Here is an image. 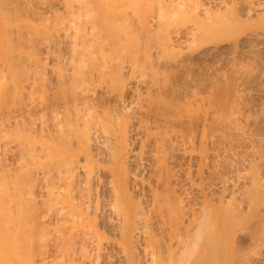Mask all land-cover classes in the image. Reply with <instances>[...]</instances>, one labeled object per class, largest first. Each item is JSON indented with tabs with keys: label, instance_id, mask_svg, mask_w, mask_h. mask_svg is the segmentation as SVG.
Returning <instances> with one entry per match:
<instances>
[{
	"label": "bare ground",
	"instance_id": "obj_1",
	"mask_svg": "<svg viewBox=\"0 0 264 264\" xmlns=\"http://www.w3.org/2000/svg\"><path fill=\"white\" fill-rule=\"evenodd\" d=\"M22 1L0 0L3 64L8 48L21 47L12 41L21 28H13L16 22L41 25L48 19L44 4L32 0L33 8L26 0L31 6L21 11ZM91 1L84 0V12L94 11ZM136 3L121 10L120 23L108 11L107 19L94 20L92 11L93 21L86 22V14L72 34H63L73 47L81 45L70 48V81L63 83L59 73L62 83L50 85L41 76L49 85L48 91L44 83L38 86L44 91L37 102L35 82L28 83L29 104L19 98L16 107L15 95L19 115L6 110L1 94L0 111L6 113L2 109L0 127L7 130L13 120L16 131L9 129L20 148L16 173L0 163V211L15 218V245L32 254L38 246L32 243L47 239L59 222V235L50 229L58 247L51 239L40 244L39 264L51 256V245L59 264H264V0ZM34 33L38 40L43 36ZM10 53L13 64L16 55ZM13 68L18 75L21 70ZM50 86L65 90L56 94ZM36 111L42 116L39 149L31 145L37 139L32 122L17 127L21 115L31 119ZM3 128L0 144L10 133Z\"/></svg>",
	"mask_w": 264,
	"mask_h": 264
},
{
	"label": "rangeland",
	"instance_id": "obj_2",
	"mask_svg": "<svg viewBox=\"0 0 264 264\" xmlns=\"http://www.w3.org/2000/svg\"><path fill=\"white\" fill-rule=\"evenodd\" d=\"M19 1H22V0H19ZM35 2H36V6H37V4H39V3H37V2H41V4H39L40 6H43V4L45 5V6H43V8L44 9H41V13H43L44 14V10L46 11L47 10V12L44 14V16L45 17H48V19H47V21L46 20H44V16H43V14H42V16L44 17V18H42V16L40 17V20L41 21H46V22H41L40 20H38V22L40 21L42 24L40 25V24H36V23H32L31 21H26V20H22V21H18V22H16V23H18V24H15L14 25V27L13 28H15L16 30L17 29H19V26L17 27V25H20V29L19 30H17V32H18V34L17 33H15L16 31L14 30V34L12 35V41L14 40V39H16L15 41H16V43L18 44L19 43V41H20V45H21V47L20 48H16L15 46H14V44H13V46H14V48H15V50H14V48H13V50H12V48L10 47V48H8V54H7V56L9 55V52H11L10 54H13V55H16V56H14V58H16L15 59V63H13V64H11L14 60H11V57H12V55H11V57H10V55H9V59H10V61H6V60H8V57L6 56V58H4L5 59V62H4V64L3 63H1L0 62V73H1V75H0V77L2 78L3 76H4V80L6 79V81H3V79H0V81H1V83H0V90L2 91V93H0V98H1V94H3V93H6V96L5 97H7V98H5L4 97V99L3 100H5L4 101V103H5V108L7 107H10L9 109L11 110H9V109H7L6 108V110L8 111L9 110V112H12L13 113V110H14V102H16L15 101V98H16V96L18 97L17 98V101H19L18 103L16 102L15 103V105L16 104H18L19 105V103H20V99H21V103L22 102H24V103H22L23 104V106H24V104L26 103H28L29 104V102H30V100L32 99L33 101H38V100H36L35 98H37L38 97V99H39V97L42 95V93L41 92H43L44 90H41V88L39 89L38 88V86L40 87L41 85L40 84H42V83H44V81L43 82H40V81H42V80H44V79H42L43 77L44 78H46V79H48L47 81H49V79H50V81L48 82L50 85H51V83H53V84H56V82L55 81H57L58 80V82H61V77L63 76V74L65 75V78H63V83H64V79H65V81H67V80H71L72 78H73V76H72V78L71 77H69V76H71V74H69L70 73V71L71 72H73L72 70H73V68L75 67H73V64H71V63H69V62H71V58L72 59H74V55H72L73 53V51H75V50H71L70 48H72L73 47V45H74V42H70V41H72V40H66L65 41V39H63V37H65L64 35L65 34H72L73 33V31L75 30V29H73V28H75V25L77 24V23H80V22H85L84 20H86L87 19V21L86 22H90V20L91 21H93V17H94V20L95 19H98V17L99 18H101L102 16L103 17H105V15H104V13L106 12V11H108L107 12V16H108V18L110 17L111 18V16H109V15H112V14H114V15H116L115 17H118L117 18V20H119L120 18H121V10H124V9H126L125 11H128V9L127 8H129L130 10H131V7H135V3L138 1V0H134L135 1V3H134V1H131V0H127V1H123V0H93V1H91V5H94V4H96L95 6H94V11H93V13L95 14V13H97L95 16H93L92 18H91V16L92 15H94V14H92V11L90 10V13H88L87 11L86 12H84V10L82 9V5L84 4V0H83V2H81L80 0H78V2H77V0H72V2H71V0H34ZM34 1H32L31 0V3L32 2H34ZM42 1H44V2H42ZM47 1V2H46ZM71 2V5L69 4V2ZM123 1V2H122ZM131 1V2H130ZM49 2V3H48ZM57 2V3H56ZM64 2V3H63ZM73 2H74V4L76 5H74L73 4ZM18 3H20V2H18ZM22 5H21V8H20V10L22 11H26L27 9H28V7L29 6H31L30 4H29V1L27 2L26 0H23L22 2ZM24 3H25V5H24ZM63 3V4H62ZM68 3V4H67ZM116 3V4H115ZM117 3H119V4H117ZM122 3V4H121ZM28 6H27V5ZM33 4L34 3H32V6H33ZM127 4V5H126ZM19 5V4H18ZM24 5V6H23ZM35 5L33 6V8L35 7ZM66 5V6H65ZM114 5V6H113ZM136 5H137V3H136ZM26 6V7H25ZM48 6V7H47ZM68 6V9L66 8ZM73 6V7H72ZM78 6L79 7H81L80 8V10H78L79 8H78ZM84 6H86L85 7V9L87 10V7L88 6H90V5H84ZM118 7V8H116V7ZM121 6V7H120ZM23 7H25V9L26 10H24V8ZM47 7V8H46ZM55 7V8H54ZM57 7H58V9H57ZM64 7V8H63ZM77 7V9H75ZM91 7V6H90ZM52 8V9H51ZM67 9V10H64V9ZM72 8H74V9H72ZM89 8V7H88ZM93 8V7H92ZM57 9V10H56ZM72 9V13H70L71 10ZM90 9V8H89ZM89 9H88V11H89ZM96 9V10H95ZM51 10V11H50ZM55 11V13H53L52 14V12H54ZM74 10H76V11H74ZM104 10V12H102ZM120 10V11H119ZM20 11V12H21ZM58 11V12H57ZM112 11V12H111ZM51 12V13H50ZM61 12V13H60ZM77 12H78V14H77ZM79 12H83L84 14H82V13H79ZM109 12H111L110 14H109ZM114 12V13H113ZM21 13H23V12H21ZM50 13V14H49ZM61 15H59V14ZM69 13V15H67ZM74 13L76 14V15H74ZM116 13H118L119 14V16H117L118 14H116ZM46 14H49V15H46ZM58 14V15H57ZM64 14V15H63ZM73 14V15H72ZM82 14V16H80ZM86 14L89 16V19L86 17H84V16H86ZM91 14V15H90ZM19 15V14H18ZM54 15H56V16H54ZM114 15H113V19H114ZM58 16V18L57 19H54V18H56ZM60 16V17H59ZM72 16H74V17H77V18H73ZM79 16V17H78ZM107 16L105 17L106 19H107ZM50 17V18H49ZM71 17V18H70ZM120 17V18H119ZM69 18L70 19H72V20H69ZM83 18H85L84 20H83ZM104 18V21H106V19ZM23 19V18H22ZM53 19V20H52ZM63 19H65V21L63 20ZM56 20H58V21H55ZM60 20V21H59ZM62 20V21H61ZM79 20V21H78ZM109 20V19H108ZM116 20V21H117ZM48 21H50V23L48 22ZM20 22V23H19ZM25 22H28V26L27 27H25V25L24 24H26ZM71 22V23H70ZM118 22V21H117ZM45 23H48L49 25L48 26H50V27H48L47 26V24H45ZM51 23H55L54 25L53 24H51ZM57 23V24H56ZM73 23H74V25H73ZM119 23H120V20H119ZM51 24V25H50ZM58 25V26H57ZM61 25H63V26H61ZM70 25V26H69ZM25 27V28H28L29 26V28H31V27H35L36 29H34V28H31L30 30L29 29H25V28H23V27ZM52 26H54V27H52ZM57 26V27H56ZM71 26H73V27H71ZM46 27H48V28H46ZM68 27V28H67ZM69 27L71 28V30L69 29ZM42 31V32H44V33H42V32H40V30ZM50 28L52 29V30H50ZM9 29V28H8ZM11 29V28H10ZM32 29H34V30H32ZM54 29V30H53ZM57 29V30H56ZM29 30V31H28ZM38 32H37V31ZM62 30V31H61ZM2 31L4 32L5 31V25H2ZM2 32V33H3ZM33 32H36L37 34H38V36H40V33H41V35H43L42 36V38H40V40H38L39 38L38 37H36L35 36V38H34V35L32 34ZM58 32H60L59 34H58ZM19 33H20V36H17V35H19ZM36 33H34L35 35H37ZM8 34L9 33H7L6 34V38H7V36H8ZM22 34H24V36L22 35ZM50 34V35H49ZM53 34V35H52ZM58 34V35H57ZM64 34V35H63ZM31 36V39L30 40H27L28 39V37H30ZM46 35H47V37L50 39H47V37H46ZM10 36L11 35H9L8 36V38H10ZM28 36V37H27ZM33 36V37H32ZM45 36V37H44ZM56 36V37H55ZM14 37H16V38H14ZM17 37H19V40H17L18 38ZM25 37V38H24ZM26 37H27V39H26ZM41 37V36H40ZM45 39H44V38ZM52 37H54V38H52ZM33 38V39H32ZM56 38V39H55ZM36 39V40H35ZM42 39V40H41ZM67 39V38H66ZM32 40L33 41H35L34 42V45H33V43H32ZM39 41V43H38V41ZM53 42H52V41ZM64 40V41H63ZM14 41V42H15ZM30 41H31V43H32V46H34V48L33 47H31L30 45H31V43H30ZM74 41V40H73ZM45 42V43H44ZM13 43V42H12ZM11 43V44H12ZM15 43V44H16ZM22 43H26V44H24L25 45V47H23L24 45L22 44ZM70 44V46H68L69 44ZM36 44H37V46H36ZM42 44V45H41ZM46 44V45H45ZM53 44V45H52ZM54 44H57V45H55L54 46ZM73 44V45H72ZM41 45V46H40ZM30 46V47H29ZM40 46V50H39V47ZM52 46V47H51ZM76 46V47H75ZM73 48L74 49H76L77 48V50H78V47H80L79 46V44H77V45H75ZM78 46V47H77ZM17 47H18V45H17ZM30 48V49H29ZM33 48V49H32ZM62 48V49H61ZM69 48V49H68ZM36 49V50H35ZM81 48H79V50H80ZM10 50V51H9ZM30 50V51H29ZM34 50V51H33ZM71 50V52H70V54H69V51ZM76 50V51H77ZM66 51V52H65ZM39 52V53H38ZM42 54H41V53ZM44 52V53H43ZM62 53V54H61ZM46 54H49V55H46ZM69 54V56L67 57V55ZM21 55H22V57H21ZM38 55V56H37ZM45 55V56H44ZM60 55H61V57H60ZM20 56V57H19ZM40 56V57H39ZM49 57V58H47V61H46V57ZM24 57V58H23ZM27 57H29V58H27ZM42 57V58H41ZM60 57V58H59ZM13 58V57H12ZM20 58H21V60H20ZM45 58V59H44ZM55 58V59H54ZM64 58V59H63ZM65 58H66V60H65ZM19 61H18V60ZM43 59V60H42ZM59 59H61V60H59ZM69 59V60H68ZM16 61H18V64H16ZM22 61V62H21ZM62 61H63V63L64 64H62ZM67 61H69L68 63H67ZM75 60H73L72 61V63L74 62ZM10 62V63H9ZM29 64H28V63ZM33 62V63H32ZM59 62V63H58ZM61 62V63H60ZM7 63V64H6ZM9 63V64H8ZM58 63V64H57ZM75 63V62H74ZM20 64V65H19ZM22 64V65H21ZM56 64V65H55ZM61 64V65H60ZM70 64V65H69ZM12 65H14V66H12ZM19 65V66H18ZM29 65V66H28ZM52 65V66H51ZM58 65H60V66H58ZM71 65H72V67H71ZM4 66V67H3ZM11 66H12V68H11ZM16 66V68L18 69H20L21 71L19 72V69L17 70L16 69V71H18L19 72V74L18 75H15V70H13V69H15V68H13V67H15ZM64 66H66V67H64ZM22 67H24V68H22ZM64 67V68H63ZM68 67V68H67ZM62 68V69H61ZM70 68H72V70L70 69ZM4 69H6L5 70V73H4ZM26 69V70H25ZM67 69V70H66ZM29 72H28V71ZM42 72H41V71ZM45 70V71H44ZM55 70H56V72L59 74H61V77H60V74L58 75L56 72H55ZM63 70V71H62ZM64 70H66V71H64ZM70 70V71H69ZM6 75V78H5V75H3L2 74V72ZM32 71H33V73H32ZM43 71H44V73H43ZM22 72V73H21ZM24 72V73H23ZM35 72V73H34ZM39 72V73H38ZM67 72H69L68 73V75H67ZM26 73V74H25ZM53 74V75H51V74ZM20 74H22V75H20ZM40 74V75H39ZM54 74H57V76H59L60 78H57V79H54ZM14 75H15V77H14ZM20 75V77L18 78V76ZM39 75V76H38ZM45 75V76H44ZM51 75V77H49ZM41 76H42V78H41ZM66 76H67V78L69 77V78H71V79H67L66 78ZM22 77V78H21ZM29 77V78H28ZM41 79H40V78ZM48 77V78H47ZM64 77V76H63ZM17 79V81H16V79ZM27 78V79H26ZM26 79V80H25ZM31 80V81H30ZM39 81V83H38V81ZM30 81V82H29ZM35 83H34V82ZM46 81V82H47ZM30 83H32V85H33V83H34V85L36 86V87H34L33 86V88H35L36 89V91L34 90L33 92L31 91V90H33V88H31L30 89V87L32 86H30L29 87V90L27 89L28 88V86H29V84ZM62 83V82H61ZM60 83V84H61ZM39 84V85H38ZM49 84H47V83H44V86L46 85V87L45 88H47V86L49 85ZM65 84H66V82H65ZM23 85V86H22ZM26 85H28V86H26ZM43 85V84H42ZM64 85V84H63ZM25 86V87H24ZM54 86V85H53ZM52 86V87H53ZM58 86H60V85H57V88H58ZM61 86H62V84H61ZM60 86V87H61ZM65 86V85H64ZM12 87V88H11ZM51 87V86H50ZM51 87V88H52ZM60 87H59V89H60ZM63 87V86H62ZM7 89V91L6 92H3V90H6ZM54 88V87H53ZM56 88V87H55ZM54 88V89H55ZM65 88V87H64ZM63 88V90H62V88L60 89V90H57V89H55L56 90V94H58V91L61 93V91H62V93L64 92V89ZM42 89H44V88H42ZM50 89V88H49ZM21 92H20V91ZM40 90V91H39ZM47 91H48V88L46 89ZM51 90V89H50ZM0 91V92H1ZM32 92L34 95H32V96H34V97H32L31 95V97L29 96V92ZM53 92H54V90H52ZM14 92L16 93V94H14ZM50 92L51 91H49L48 93L50 94ZM53 92H51V94L50 95H52V93ZM35 93H37V94H35ZM39 93H41V94H39ZM55 93H53V96H51V97H55L56 96V94ZM48 94V95H49ZM55 94V95H54ZM16 95V96H15ZM36 95V96H35ZM38 95H40V96H38ZM49 95V96H50ZM3 96H4V94H3ZM15 96V97H14ZM20 96V97H19ZM22 96V97H21ZM28 96H29V100L28 99H26V98H28ZM14 97V98H13ZM50 97V98H51ZM20 98V99H19ZM9 99H11V100H13L12 102H11V100H9ZM19 99V100H18ZM26 99V100H25ZM52 99V98H51ZM108 99V98H107ZM110 99V101L112 102L113 100H111L112 98H109ZM7 100V101H6ZM0 101H2V100H0ZM106 101H109V100H106ZM109 101V103H107V102H105V104H106V106H108V104L109 105H111L110 102ZM3 102V101H2ZM1 102V103H2ZM11 103V104H10ZM25 104V105H26ZM113 104V103H112ZM1 105V104H0ZM10 105V106H9ZM13 107H12V106ZM18 105H16V107H18ZM1 106H4L3 104L1 105ZM0 106V107H1ZM22 105L20 104V107H21ZM15 107V108H16ZM20 107L19 108H16L15 110H14V112H19L18 110H20ZM25 107V106H24ZM27 107V106H26ZM12 108H13V110H12ZM3 109V114H5L6 112H4V111H6V110H4V108H2ZM2 109H1V111H2ZM22 109V108H21ZM24 110V109H23ZM22 110V111H23ZM38 110V109H37ZM0 111V113H2ZM15 113V114H16ZM21 113V112H20ZM36 114L38 113V116L36 115V114H33V116H32V118L30 119H27V117L26 118H24L23 119V116L21 115L20 116V118L22 117V119H19V121L18 122H20V123H17V127L20 125H22V124H24V125H26V124H30L31 122H32V124H31V128L32 129H35V131L34 130H31V128H30V130L36 135V138L37 139H32V143H31V145L32 146H34L36 149H39V145H40V138H39V130H40V126H39V124H40V122L42 121L41 119H38L39 117H41L42 118V116H39V114H40V111H36L35 112ZM42 113V112H41ZM3 114H2V116H3ZM1 115V114H0ZM17 115H19L18 113H17ZM36 115V116H35ZM42 115H43V113H42ZM10 116H12V115H10ZM33 119V120H32ZM20 120H22V121H20ZM13 121V120H12ZM12 121L10 122V123H6V128L8 127V129L6 130L5 129V127L3 128V127H0V128H3V133L5 134V132H8V130H10L9 129V127L13 130V131H16V127H14V126H16V124L14 123V124H12ZM34 122V123H33ZM38 122V123H37ZM1 123V122H0ZM5 123V122H4ZM19 124V125H18ZM2 125V124H1ZM5 125V124H4ZM35 125V126H34ZM41 125V124H40ZM19 126V127H20ZM39 126V127H38ZM19 127H18V129H19ZM35 127V128H34ZM5 129V130H4ZM12 130H10V133H12L13 131ZM1 131V130H0ZM5 131V132H4ZM31 132V135L33 134ZM39 132V133H38ZM9 132H8V134H9V136H10V138H9V136L8 137H4V138H2V140H1V143L3 142L4 144H0L1 146H0V149H1V153H0V163H2L3 164V166H4V168L5 169H9L10 170V168H12V173L13 172H15V171H13L16 167V165H18L17 164V162H16V160H18L19 161V158H18V150L17 149H20V148H18V145H17V143H16V145H15V143H14V140H15V134L13 135V133L12 134H10ZM6 135H7V133H6ZM13 136H14V140H12L13 139ZM33 136V135H32ZM33 137H35V136H33ZM12 140V142H10V140ZM5 140V141H4ZM9 140V141H8ZM6 142H7V144H6ZM9 142V143H8ZM14 143V144H13ZM3 145V146H2ZM6 145V146H5ZM8 146V147H7ZM2 148H4V149H6V150H3ZM8 149V150H7ZM14 149V150H13ZM2 150H3V152H2ZM17 150V151H16ZM9 151V152H8ZM13 151H14V153H13ZM5 153V154H4ZM14 154V156H12L13 154ZM16 153V154H15ZM3 155H5V156H3ZM4 157V158H3ZM3 159V160H2ZM5 160V162H3ZM12 165H10V164ZM15 163H16V165H15ZM19 163V162H18ZM2 164H0V168L1 167H3V166H1ZM5 164V165H4ZM6 165H8V168H6ZM10 166V167H9ZM19 167L21 166L20 164L18 165ZM17 169V168H16ZM20 169V168H19ZM10 172V173H11ZM11 173V174H12ZM16 173V172H15ZM13 176H15L14 174H12ZM38 184H39V182H38ZM6 204V203H5ZM4 209V208H3ZM3 209H1V207H0V210L2 211V212H5ZM38 210V209H37ZM35 211V212H37L38 213V211ZM41 210H43V209H41L40 208V211L39 212H41ZM0 211V212H1ZM0 213V260H2V258L4 259V261L2 260V261H0V264H39L40 262H38L39 260V257H40V255H39V253H40V250L38 251V249H40L41 247H43V245L45 244L44 242H46V244H51L52 243V245L53 246H55V247H58V246H56V245H54L55 243H54V240L52 241V239H53V237L55 236V234L54 233H56V235H59L58 233H57V230H55L56 228L57 229H63V227H61V226H63V225H58V223L57 222H55V223H57V225L56 224H54V223H50V224H54V227H55V229H53V230H55V232L53 233L50 229H48V228H46V229H48L49 231H48V236H47V239H51V241H49V242H51V243H48V241H47V239L45 238V237H41V236H39V235H41V234H43V232L42 231H38V232H42V233H40V234H38V232L36 231V233H35V231H34V233L35 234H37V235H34V237L36 238V236L38 237L36 240H35V238H34V240H35V243H32V244H36V248L33 246V250H32V254H29V252L31 251L30 249H29V247H28V251H22V249L23 248H20V246L19 245H17V248H16V245H15V243H16V239L14 238V237H16L17 235L16 234H18V231H17V233H16V230H17V228H15L14 226L16 225V223H14L13 221H15L12 217V215L10 216V215H8L9 213H11V212H6V215H5V213ZM35 212L34 213H32V214H34V215H32L33 217H35ZM42 213V212H41ZM41 213H39V214H41ZM52 214L54 213V212H51ZM12 214V213H11ZM25 214H27V213H25ZM24 214V215H25ZM38 214V215H39ZM3 215V216H2ZM23 215V214H22ZM2 216V217H1ZM4 216H6L7 218H9V219H7L6 217H4ZM26 216V215H25ZM31 215H30V217H32ZM11 218V219H10ZM22 218V217H21ZM24 218V217H23ZM5 219V220H4ZM9 220H11L10 221V223H9ZM23 221V220H22ZM5 224V223H7V227H5V225L3 224V223ZM16 222V221H15ZM13 223V224H12ZM15 224V225H14ZM4 225V226H3ZM49 225V224H48ZM56 225V226H55ZM17 227V226H16ZM52 227V226H51ZM65 227V226H64ZM7 228H9V229H7ZM16 230H15V229ZM31 228H35V227H31ZM36 229V228H35ZM46 229H44L45 231H46ZM62 229L60 230V232L62 231ZM36 230H38V229H36ZM64 230V229H63ZM9 231V232H8ZM15 231V232H14ZM47 232V231H46ZM59 232V231H58ZM3 233V234H2ZM33 233V234H34ZM54 235H53V234ZM11 234V235H10ZM53 235V237H52V235ZM44 236H45V232H44V234H43ZM47 235V234H46ZM2 236V237H1ZM50 236H51V238H50ZM40 237H41V241H40ZM13 238H14V240H13ZM44 238L46 239V241H44ZM39 239V240H38ZM57 239V236H55V240ZM33 240V241H34ZM43 240V241H42ZM39 242V243H38ZM55 242H57V241H55ZM54 243V244H53ZM42 245L41 247L39 246V245ZM57 244V243H56ZM31 245V244H30ZM50 246V253H48L49 255H51V256H49V258L47 257V259L46 260H44V261H41L42 263L41 264H46V263H44L45 261L47 262V264H50V263H53V264H59V262H61L62 263V258H60V257H58V253L59 252H57L56 251V249L57 248H55V247H53V246ZM2 246V247H1ZM8 247V248H7ZM40 247V248H39ZM45 247H48V245L46 246H44V248ZM51 247H53V249H55L53 252H55V253H57V255H55L54 256V254H53V252H52V248ZM3 248V249H2ZM7 248V249H6ZM14 248V249H13ZM26 248V247H25ZM19 249H21V250H19ZM43 249V248H42ZM48 249H49V247H48ZM2 250V251H1ZM14 250H17V251H15L14 252ZM19 250V251H18ZM23 250H25V249H23ZM8 251V252H7ZM21 251V252H20ZM35 251V252H34ZM36 251H38V252H36ZM48 251V252H49ZM25 252H27L26 254H25ZM33 252H34V254H33ZM19 253V254H18ZM23 253V254H22ZM37 253H38V255H37ZM9 254V255H8ZM26 255L27 257V259L25 258V256H23V255ZM20 255V256H19ZM31 255V256H30ZM62 255V254H61ZM53 256V257H52ZM24 257V258H23ZM55 257V258H54ZM62 257V256H61ZM36 258V259H35ZM51 258V259H50ZM58 258H60L59 260H58ZM41 259V258H40ZM49 259H50V261H49ZM56 260V261H55ZM53 261V262H52ZM55 261V262H54ZM57 261H59L58 263H56ZM50 262V263H49ZM64 263V262H63Z\"/></svg>",
	"mask_w": 264,
	"mask_h": 264
}]
</instances>
